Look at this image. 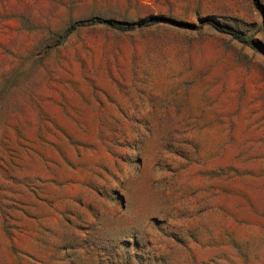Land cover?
Listing matches in <instances>:
<instances>
[{
	"label": "rangeland",
	"instance_id": "374dc122",
	"mask_svg": "<svg viewBox=\"0 0 264 264\" xmlns=\"http://www.w3.org/2000/svg\"><path fill=\"white\" fill-rule=\"evenodd\" d=\"M0 264H264V0H0Z\"/></svg>",
	"mask_w": 264,
	"mask_h": 264
},
{
	"label": "trees",
	"instance_id": "16d2710c",
	"mask_svg": "<svg viewBox=\"0 0 264 264\" xmlns=\"http://www.w3.org/2000/svg\"><path fill=\"white\" fill-rule=\"evenodd\" d=\"M94 22H104L101 18L99 17H94L92 19ZM158 19H148V20H141L138 22L139 26H144V25H151L154 24L156 22H158ZM110 26L121 29V30H128V29H132L135 27L134 24H128V23H123L120 21H116V20H111L107 22ZM217 28L219 30H222L226 33L231 34L234 38L238 39L241 42H245L247 44H254V38L253 36L250 35H246L244 33L238 32V31H234V30H228V29H224L222 27L217 26Z\"/></svg>",
	"mask_w": 264,
	"mask_h": 264
}]
</instances>
